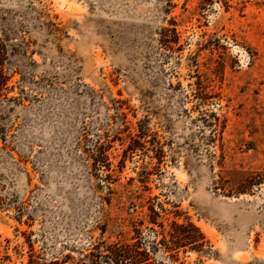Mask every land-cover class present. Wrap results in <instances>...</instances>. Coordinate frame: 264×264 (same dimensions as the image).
Instances as JSON below:
<instances>
[{"label": "rangeland", "instance_id": "374dc122", "mask_svg": "<svg viewBox=\"0 0 264 264\" xmlns=\"http://www.w3.org/2000/svg\"><path fill=\"white\" fill-rule=\"evenodd\" d=\"M0 64V264H264V0H0Z\"/></svg>", "mask_w": 264, "mask_h": 264}, {"label": "trees", "instance_id": "16d2710c", "mask_svg": "<svg viewBox=\"0 0 264 264\" xmlns=\"http://www.w3.org/2000/svg\"><path fill=\"white\" fill-rule=\"evenodd\" d=\"M2 73V68H1V64H0V85H1V75ZM176 226H179V224L175 223ZM189 227H193L196 231L195 234H188V235H184L183 233L174 235V237H177L179 240L178 241H182L181 243H185L187 244H194L195 247H199V249H201L205 243V236L204 234L200 231V229L198 227H196L193 223H190L188 225ZM181 227H185V226H181ZM179 233V232H178ZM183 235V236H182ZM185 244H180V242L175 243L174 246H168V248L170 250H174L175 248H178L180 245H185ZM148 253L144 252L142 250L132 246H126L124 248L121 249V247H115L112 250V256H110L116 263H129L131 262L132 264H141L142 262L148 260Z\"/></svg>", "mask_w": 264, "mask_h": 264}]
</instances>
